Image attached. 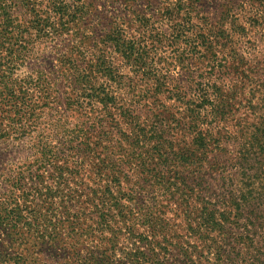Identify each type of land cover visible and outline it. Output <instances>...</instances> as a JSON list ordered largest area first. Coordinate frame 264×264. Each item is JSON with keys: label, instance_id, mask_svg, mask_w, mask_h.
<instances>
[{"label": "trees", "instance_id": "16d2710c", "mask_svg": "<svg viewBox=\"0 0 264 264\" xmlns=\"http://www.w3.org/2000/svg\"><path fill=\"white\" fill-rule=\"evenodd\" d=\"M143 1L0 0V264H264V0Z\"/></svg>", "mask_w": 264, "mask_h": 264}, {"label": "rangeland", "instance_id": "374dc122", "mask_svg": "<svg viewBox=\"0 0 264 264\" xmlns=\"http://www.w3.org/2000/svg\"><path fill=\"white\" fill-rule=\"evenodd\" d=\"M86 10L87 15L84 18L83 25H92L95 26L97 32H100L99 28L96 27V21L100 20L101 22L108 23L111 27L117 28V27H123L125 29V34L127 37H133L137 30L143 29V22H139L138 16L142 15L143 20V8H147L148 5L145 4L143 0H82ZM155 9L154 7H151ZM150 7L147 8V10L151 9ZM148 13V11H145ZM144 12V14H145ZM99 17V18H98ZM141 19V18H139ZM82 36L84 38V41H90L92 43L93 38L96 40L101 35H77ZM89 37V38H87ZM261 37V40L257 43L256 51L258 52H251L254 51V49L248 48L245 50H248L251 55H264V35H250L249 40H255L257 38ZM170 51V49L168 50ZM115 63L119 66V68L122 70L123 63L122 59L119 55L113 54ZM162 62V60H161ZM163 63V62H162ZM128 68V67H124ZM123 68V69H124ZM171 75L173 77H183L185 74L180 69H172ZM264 79V74H261L259 76ZM0 247L1 250H7L10 253L21 251V247L19 245H12L10 248H7L9 245L4 243L3 241V235L0 234ZM2 244L6 247H2ZM3 248V249H2ZM118 258V257H117Z\"/></svg>", "mask_w": 264, "mask_h": 264}]
</instances>
